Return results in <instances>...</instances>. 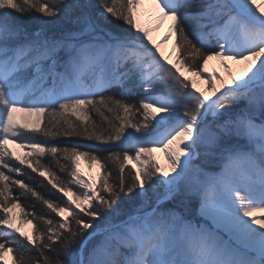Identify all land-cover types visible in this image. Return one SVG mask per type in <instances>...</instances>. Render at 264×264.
<instances>
[{
  "label": "trees",
  "instance_id": "obj_1",
  "mask_svg": "<svg viewBox=\"0 0 264 264\" xmlns=\"http://www.w3.org/2000/svg\"><path fill=\"white\" fill-rule=\"evenodd\" d=\"M212 5L213 0H186V5H179L175 12L173 26L177 65L204 80L207 77L202 72L203 65L218 52L216 30L210 19L220 22L222 18ZM130 6L129 0H0L1 48L13 53L44 41L72 44L70 53L60 48L52 55L71 56L54 92L65 88L69 76L75 77L74 84L82 81L87 90L45 106L41 127L37 133H29V142L44 148L42 156L30 159L24 166L16 165L10 158L0 165V223L15 207L20 221L30 222L33 227L32 246L25 239L2 238L0 234V243L6 242L11 252L12 264H75L78 251L85 241L92 240V233L143 213L145 207H152L163 195L154 171L152 177L144 173L140 164L139 183L134 170L126 164L136 157L133 139L153 137L163 127L144 107L143 85L136 69L127 60L122 62L121 55L118 61H112L110 53L91 73L86 72L87 60L95 56L87 46L92 47L90 41H97V46L133 43ZM37 57L43 60L42 55ZM27 77H33L31 72ZM187 98L184 109L194 121L205 105L193 92H188ZM234 102L237 104L220 106L228 114L237 108H250L247 101ZM76 107L83 109L81 117L69 110ZM225 121L214 123L212 141L216 145L195 160L199 168L208 172L218 170L229 152L247 148L244 131L220 129ZM79 159L88 165L95 163L100 169L96 201L84 212L73 210L60 193L73 194L81 204L84 189L79 191L80 199L75 194L80 184L75 176ZM154 187L156 191L152 190ZM198 205L197 200L184 195L182 188L158 203L157 209L168 211L171 216L178 214L184 221H197ZM59 211H68L63 221L58 217Z\"/></svg>",
  "mask_w": 264,
  "mask_h": 264
},
{
  "label": "rangeland",
  "instance_id": "obj_2",
  "mask_svg": "<svg viewBox=\"0 0 264 264\" xmlns=\"http://www.w3.org/2000/svg\"><path fill=\"white\" fill-rule=\"evenodd\" d=\"M189 1L191 0H187L188 3ZM159 2L165 8H171L174 13V26L175 12L180 9L181 6L179 7V5H186V0H159ZM129 3L131 4L130 19L135 34L133 43L116 44L113 47L111 45L97 46V41H90L92 47L87 46L95 52V56L87 60L86 72L91 73L96 68L97 63L110 53L113 58L112 61H118L119 55H121L122 62L127 60L131 67L136 69L135 72L139 74L140 83L143 85L144 107L161 122L163 127L153 137L144 135L140 136L139 139L134 138L136 157L135 159H128L126 164L134 170L139 183L140 164L144 168V173L152 176V171H154L155 178L157 177L163 187V195L161 199L157 200L159 202L155 201L154 205L150 207L151 209L145 207L143 213L120 221L110 228L92 233V240L84 242L77 253V259H73L74 263L264 264V253L259 256L256 252L246 249L199 215V208L202 205L223 209L235 215H240L251 209L264 208V73L246 86L237 85L231 81L230 87L220 96L211 103H205L201 95L194 90L193 81L195 77L191 76L188 80L186 79L187 81L179 82L176 79L178 68L168 65L159 56L154 46L148 41L145 28L135 24L134 12L138 0H129ZM212 6L220 12L222 17L220 22L217 18L216 20L210 19V23L214 25L216 30L215 38L218 52L225 46H230L233 47L238 56L244 58L255 56L264 49V25H260L240 13L234 0H213ZM39 21L41 22V20ZM173 26L172 32L174 34ZM38 44L37 47L19 49V52H15L17 53L16 56L12 54L10 62L8 60L6 64L3 63V58H7L9 49L1 48L0 45V79L2 80L0 96L3 99V103L0 105L2 110L0 116V165L4 159L10 158L15 161L16 165L24 166L30 159H38L45 152L43 147L29 142L31 139L29 133H37L41 127L44 109L28 107L32 101L28 96H30V92L35 91L34 88L36 87L41 88L38 95L43 90H47L48 93L56 85V77L60 72L56 70L47 77L46 75L43 76L39 69H35V71L29 68L27 71L26 68L19 69V65L30 54H34L35 56L42 55L44 59L42 61L45 63L42 66L48 63L49 68L57 62V58L50 61L57 49L63 48L67 52H71L73 45H57L49 41ZM83 48L85 49V47ZM175 48L177 61L176 42ZM19 57L22 58L18 60ZM58 68L64 71L62 66ZM30 71L34 77L27 81L26 77ZM204 75L207 77L203 80L204 84L210 88L212 79L210 75L205 73ZM74 78L69 76L65 88L59 93L53 92L51 101L65 98L72 93L86 92L82 81H78V85L71 88L70 81ZM23 86H27L25 90H22ZM188 92L196 94L205 105L202 114L194 121L190 120L184 109ZM13 98H20L21 101L14 102ZM34 100L38 101V97ZM239 100L247 101L249 110L237 108L238 110L228 114L220 106L223 103H235L234 101ZM69 110L75 116L81 117L83 115L81 107L70 108ZM69 110L67 112H70ZM223 119L226 121L220 129L244 131L248 138L247 148L244 147L245 150L242 151L229 152L218 170L208 172L204 168H199L195 164V160L200 154L216 145L212 141L213 130H215L213 126L215 122ZM182 126L193 129L191 144L183 148L190 155V159L179 181L176 184L168 185L161 177L153 148ZM230 126L231 128H229ZM76 165L75 176L77 181H80L75 193L78 199L81 198H79L81 195L79 191L84 189V198L81 204L74 200L73 194L62 191L60 193L73 210L84 212L88 206L96 201L97 191L93 189L99 183L100 169L95 166V163L91 165L85 163L79 165L77 163ZM83 165L86 169L82 168ZM139 188L141 194L140 184ZM182 188L184 195L199 202L197 221H184L178 214L171 216L170 212L163 210L158 212L159 208L155 207L158 203H162L161 200L170 198ZM152 190L156 191L155 187ZM7 214L6 220L0 223L2 238L17 236L22 241L25 239L28 245L32 246V224L21 222L15 207L10 209ZM67 214L68 211H59L58 217L63 221ZM6 247V242L0 243V264H12L11 252Z\"/></svg>",
  "mask_w": 264,
  "mask_h": 264
},
{
  "label": "bare ground",
  "instance_id": "obj_3",
  "mask_svg": "<svg viewBox=\"0 0 264 264\" xmlns=\"http://www.w3.org/2000/svg\"><path fill=\"white\" fill-rule=\"evenodd\" d=\"M234 3L240 13L264 25V0H234ZM173 15L171 8H165L159 0H138L134 22L145 28L148 41L159 56L168 65L178 68L176 79L183 83L193 75L177 65L176 36L172 32ZM236 53L233 47L225 46L204 63L202 72L210 75L212 79L210 88L205 86L204 79L194 76V90L201 95L205 103H211L220 96L230 87L231 81L246 86L264 73V49L255 56L244 58ZM45 75L47 77L50 75L46 68ZM192 138L193 129L182 126L153 148L161 177L166 184H176L186 169L190 155L183 148L191 144ZM199 215L246 249L256 252L259 256L264 253V219H262L264 208L251 209L235 215L223 209L202 205L199 208Z\"/></svg>",
  "mask_w": 264,
  "mask_h": 264
},
{
  "label": "built area",
  "instance_id": "obj_4",
  "mask_svg": "<svg viewBox=\"0 0 264 264\" xmlns=\"http://www.w3.org/2000/svg\"><path fill=\"white\" fill-rule=\"evenodd\" d=\"M78 163H79V165H80V163H81V164H84L83 161L80 160V159L78 160ZM82 168H85V169H86V167H85L84 165L82 166ZM94 189H95V188H94Z\"/></svg>",
  "mask_w": 264,
  "mask_h": 264
},
{
  "label": "water",
  "instance_id": "obj_5",
  "mask_svg": "<svg viewBox=\"0 0 264 264\" xmlns=\"http://www.w3.org/2000/svg\"><path fill=\"white\" fill-rule=\"evenodd\" d=\"M165 200H167V199H163V200H161L160 202H163V201H165Z\"/></svg>",
  "mask_w": 264,
  "mask_h": 264
}]
</instances>
